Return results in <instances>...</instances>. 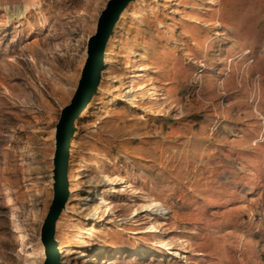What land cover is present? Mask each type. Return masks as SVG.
<instances>
[{
  "label": "rangeland",
  "instance_id": "374dc122",
  "mask_svg": "<svg viewBox=\"0 0 264 264\" xmlns=\"http://www.w3.org/2000/svg\"><path fill=\"white\" fill-rule=\"evenodd\" d=\"M107 2L0 0V264H43L56 124ZM69 182L61 264H264V0L131 2Z\"/></svg>",
  "mask_w": 264,
  "mask_h": 264
},
{
  "label": "water",
  "instance_id": "95a60500",
  "mask_svg": "<svg viewBox=\"0 0 264 264\" xmlns=\"http://www.w3.org/2000/svg\"><path fill=\"white\" fill-rule=\"evenodd\" d=\"M135 0H108L98 18L96 32L87 40V57L78 87L71 102L62 107L56 124L53 156V199L40 230L44 246L43 264H61L62 254L56 238L57 223L70 197V156L76 123L99 90L106 66V51L110 38L124 9Z\"/></svg>",
  "mask_w": 264,
  "mask_h": 264
},
{
  "label": "bare ground",
  "instance_id": "6f19581e",
  "mask_svg": "<svg viewBox=\"0 0 264 264\" xmlns=\"http://www.w3.org/2000/svg\"><path fill=\"white\" fill-rule=\"evenodd\" d=\"M83 170L84 169H81V171H83ZM154 208H157V210H161V207L159 204H156L154 206ZM89 216H91V215L89 214ZM78 232H80V231H78ZM79 244H82L80 240H78V242H74V243H65L64 246L66 247V249H65L66 256L73 255V253L75 254L77 252V249L72 248V247L79 246Z\"/></svg>",
  "mask_w": 264,
  "mask_h": 264
}]
</instances>
